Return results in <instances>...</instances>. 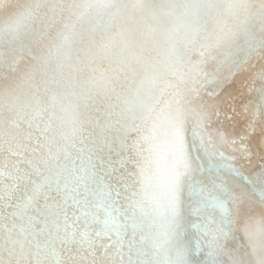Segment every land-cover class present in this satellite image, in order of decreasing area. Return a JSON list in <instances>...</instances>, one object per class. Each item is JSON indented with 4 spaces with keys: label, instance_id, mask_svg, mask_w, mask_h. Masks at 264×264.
<instances>
[{
    "label": "bare ground",
    "instance_id": "bare-ground-1",
    "mask_svg": "<svg viewBox=\"0 0 264 264\" xmlns=\"http://www.w3.org/2000/svg\"><path fill=\"white\" fill-rule=\"evenodd\" d=\"M0 203L4 264H262L264 0H0Z\"/></svg>",
    "mask_w": 264,
    "mask_h": 264
},
{
    "label": "snow or ice",
    "instance_id": "snow-or-ice-1",
    "mask_svg": "<svg viewBox=\"0 0 264 264\" xmlns=\"http://www.w3.org/2000/svg\"><path fill=\"white\" fill-rule=\"evenodd\" d=\"M71 148H75V145L72 144L70 146ZM65 155L67 156L68 153L66 152ZM52 160L53 167L56 165V158L55 157H50ZM77 159H79V155H77ZM75 163V161H73ZM91 163V161H89ZM95 167V165H92L91 168H79L76 171L73 172V177L74 181H69L67 177H62V169H56L54 175L56 179L54 180V183L56 184V190L58 192H64L66 199L71 200L73 202V206L75 205H87L91 204L92 200L90 197H95L99 195H114L115 197L120 196L119 190L113 189L112 193H102L97 189H94L91 184H92V169ZM61 178H63V184L61 185ZM30 203V201H29ZM117 203L116 199L112 200V205H115ZM28 205H25L27 207ZM111 208V211H116L115 207H112L111 205L109 206ZM3 208V204L0 203V209ZM105 224H109V221L106 220ZM124 227L123 224H116L117 231H119L120 228ZM2 229L3 226L0 225V247H2L4 243V238L2 236ZM9 231V242L11 244H14V241H11V229ZM74 235V234H73ZM87 233H83L81 235V240H86L87 239ZM99 235V233H97ZM143 238H141L142 241ZM217 237L213 236L212 242H210L209 247L212 249L209 253V259H210V264H216V256L219 252L220 246L219 244H216ZM37 249L40 248L39 242L36 244ZM198 250V249H197ZM85 251H88V249H85ZM92 253L89 252V255ZM73 259H76L75 254H73ZM0 264H4L3 260L0 259ZM59 264V262H57ZM264 264V262H262Z\"/></svg>",
    "mask_w": 264,
    "mask_h": 264
},
{
    "label": "water",
    "instance_id": "water-1",
    "mask_svg": "<svg viewBox=\"0 0 264 264\" xmlns=\"http://www.w3.org/2000/svg\"><path fill=\"white\" fill-rule=\"evenodd\" d=\"M99 6L101 7V5H98L97 7H99ZM99 20H100V19H99ZM58 53H59V52H58ZM58 53L55 54V58H56L55 61H57V57H59V58L61 57V56L58 55ZM1 54L4 55L3 52H2ZM60 59H61V58H60ZM54 73H56V71H54ZM54 73H53V72H49V78L53 79V77L55 76ZM148 79H149V77L147 78V80H148Z\"/></svg>",
    "mask_w": 264,
    "mask_h": 264
}]
</instances>
